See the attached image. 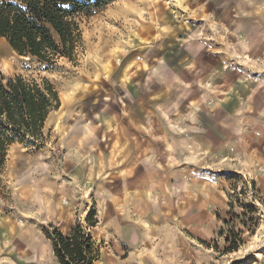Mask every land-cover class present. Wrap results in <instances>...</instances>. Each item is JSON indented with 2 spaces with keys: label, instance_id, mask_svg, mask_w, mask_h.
Wrapping results in <instances>:
<instances>
[{
  "label": "crops",
  "instance_id": "0c3cea01",
  "mask_svg": "<svg viewBox=\"0 0 264 264\" xmlns=\"http://www.w3.org/2000/svg\"><path fill=\"white\" fill-rule=\"evenodd\" d=\"M150 32L148 42L131 49L105 81L79 89L73 126L47 167L36 166L45 164L43 154H28L24 171L23 154L15 155L10 182L23 207L11 215L0 209L3 264H59L38 226L50 224L65 234L91 209L97 222L88 231L100 253L92 264H159L163 254L171 256V241L184 242L171 227L175 212L189 216L191 228L203 226L192 204L202 201V193L186 187L192 183L187 134L203 146L200 151L216 147L218 133L226 132L219 118L236 100L220 99L230 84L216 78L201 42L186 39L175 26Z\"/></svg>",
  "mask_w": 264,
  "mask_h": 264
},
{
  "label": "rangeland",
  "instance_id": "374dc122",
  "mask_svg": "<svg viewBox=\"0 0 264 264\" xmlns=\"http://www.w3.org/2000/svg\"><path fill=\"white\" fill-rule=\"evenodd\" d=\"M172 26L208 50L216 78L230 84L221 91L220 99L231 97L236 102L219 118L226 132L218 133L216 147L200 151L198 146H203L192 132L187 134L192 143L186 154L191 164L186 176L192 183L186 187L202 193V201L192 204L194 215L201 212L203 226L193 224L191 228V218L175 212L171 227L184 242L176 237L167 254L171 256L163 254L157 263L264 264V0H113L83 19L82 41L74 59L60 57L53 64L16 54L0 37V72L37 81L45 78L60 101L45 120L46 139L39 148L17 142L9 147L0 170V209L11 215L16 206L23 207L11 185L16 178L15 155L23 154L19 159L24 171L29 169L22 158L28 154L38 158L43 154L45 164L36 166L47 167L52 152L60 150L62 135L73 126L79 89L104 80L131 49L148 42L150 30L161 33ZM203 102L210 105L211 97ZM194 215L192 219H196ZM85 219L76 223L85 228ZM48 225L38 226L44 238L42 228ZM231 229L241 232L242 243L236 251L223 253L224 235ZM126 256L127 252L123 258Z\"/></svg>",
  "mask_w": 264,
  "mask_h": 264
},
{
  "label": "trees",
  "instance_id": "16d2710c",
  "mask_svg": "<svg viewBox=\"0 0 264 264\" xmlns=\"http://www.w3.org/2000/svg\"><path fill=\"white\" fill-rule=\"evenodd\" d=\"M112 1L0 0V37L20 56L48 64L60 57L73 60L82 41L83 19ZM59 105L58 93L47 79L0 72V170L13 143L35 148L44 143L45 120ZM85 220V228L76 223L65 234L52 225L42 228L59 264H92L98 259L99 248L88 231L97 222L95 210ZM224 242L223 253L236 251L241 232L231 229Z\"/></svg>",
  "mask_w": 264,
  "mask_h": 264
}]
</instances>
